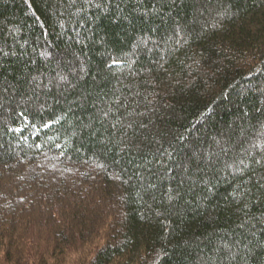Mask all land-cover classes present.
Returning a JSON list of instances; mask_svg holds the SVG:
<instances>
[{"label":"trees","instance_id":"trees-1","mask_svg":"<svg viewBox=\"0 0 264 264\" xmlns=\"http://www.w3.org/2000/svg\"><path fill=\"white\" fill-rule=\"evenodd\" d=\"M0 264H264V0H0Z\"/></svg>","mask_w":264,"mask_h":264}]
</instances>
